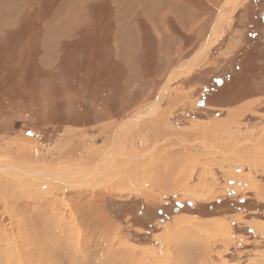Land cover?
I'll list each match as a JSON object with an SVG mask.
<instances>
[{"label": "rangeland", "instance_id": "obj_1", "mask_svg": "<svg viewBox=\"0 0 264 264\" xmlns=\"http://www.w3.org/2000/svg\"><path fill=\"white\" fill-rule=\"evenodd\" d=\"M263 12L264 0H0V162L41 181L0 185V264L50 263L31 256L23 218L72 247L96 213L113 227L111 264H264ZM207 91L220 95L201 106ZM113 139L130 161L107 170ZM52 212L65 228L45 224Z\"/></svg>", "mask_w": 264, "mask_h": 264}, {"label": "bare ground", "instance_id": "obj_2", "mask_svg": "<svg viewBox=\"0 0 264 264\" xmlns=\"http://www.w3.org/2000/svg\"><path fill=\"white\" fill-rule=\"evenodd\" d=\"M228 1H232V0H228ZM207 46H208V44H206V46H204V48H201V50H200V52L204 49V51H206L207 52ZM205 52V53H206ZM202 53V52H201ZM190 65V64H189ZM189 65H188V68H190V67H192V66H190L189 67ZM155 106V105H154ZM150 110V109H149ZM152 110V109H151ZM156 111V110H155ZM158 112V111H157ZM244 111L243 110H238V111H236V112H234V116H240L242 113H243ZM158 115V114H157ZM234 116H232V118L234 117ZM139 117H140V114H139ZM231 118V119H232ZM137 119H139V118H137ZM163 119V118H162ZM231 119H229L230 121L229 122H231ZM164 120V119H163ZM162 121V120H161ZM160 121V122H161ZM129 122H131V119L129 120ZM228 122V121H227ZM229 122L228 123H226L225 122V124H228L229 125ZM163 123V122H162ZM161 123V124H162ZM231 124V123H230ZM217 125V124H216ZM164 127V125H162V128ZM224 127H222L221 125H219V126H215L214 127V129H215V131L216 132H220V131H217V130H220V129H223ZM198 129H200V128H198ZM201 130V129H200ZM199 130V131H200ZM212 130V129H211ZM149 131V130H148ZM207 131H209L208 129H207ZM161 132V131H160ZM163 132H165V131H163ZM202 132H204V128H203V131ZM212 132V131H211ZM125 133V132H124ZM127 133V132H126ZM195 132H187V134H186V136H189V135H193ZM200 133V132H199ZM206 133V132H205ZM221 133V132H220ZM196 134V133H195ZM200 134H202V133H200ZM208 134V133H207ZM223 134V133H222ZM199 135V134H198ZM209 135V134H208ZM208 135H203V138L206 136L209 140H211L210 139V136H208ZM125 136H127V135H125ZM166 136V135H165ZM128 137V136H127ZM194 137V136H193ZM214 137V136H213ZM200 139V138H199ZM206 139V138H205ZM218 139V138H217ZM179 140V139H178ZM203 141H205L204 139H202ZM209 140L208 141H205L206 142V144H207V142H209ZM218 140H223V138L222 139H218ZM228 140V139H227ZM226 140V141H227ZM30 141V140H29ZM201 141V140H200ZM231 141V140H230ZM167 142V141H166ZM218 142V141H217ZM216 142V143H217ZM223 142V141H222ZM106 143V142H105ZM117 143H122V141H119V140H116V139H113L112 140V145H113V147H114V149H116V145H117ZM211 144V143H210ZM234 143H230L228 146H226V149L228 150L227 152H229V153H231L232 154V152L233 151H239L240 150V148L238 147V145H233ZM168 145H169V143H168ZM208 145V144H207ZM224 146H225V144H223ZM107 146V145H106ZM119 146H123L124 148L126 147V145L124 144V145H119ZM177 146V145H176ZM211 146V145H210ZM165 147V146H164ZM209 147V146H208ZM122 148V147H121ZM212 148V147H211ZM133 149V151L135 152V149L134 148H132ZM208 149V148H207ZM246 149V148H245ZM109 150H110V148H109ZM207 151V150H206ZM209 151V150H208ZM212 151V150H211ZM220 151V150H219ZM118 152H121V151H117V149L114 151L113 149H111V151L109 152V154H107V155H105L104 156V158L105 159H103V157H102V159L104 160V161H102V163L104 164V162H108L109 164H106L105 163V165H104V167H106L107 168V170H110L109 169V167H108V165H110V164H116V163H114V162H121V161H130V160H128L129 159V157H127L126 156V154L124 153V152H121V153H119L118 154ZM251 153V152H250ZM116 154V155H115ZM113 155H115V159H111L112 158V156ZM227 155V154H226ZM233 156V155H232ZM243 156V155H242ZM153 158V157H152ZM3 159V158H2ZM9 161L10 160H3V162H0L1 164H2V166L7 170V173L4 171V170H2V169H0V185H1V188H3V189H5V188H8V186L10 185V187H11V189H13V188H15V189H17V188H21V189H23L24 187H28L29 188V186H34L33 184L34 183H40L41 181H40V178L39 179H35V176H31L33 173L31 172V171H27V172H23V174H22V172H21V170L19 169L18 171H20L19 173H17L16 172V167H14L12 164H10L9 163ZM12 162V161H11ZM33 162V161H32ZM31 163V162H30ZM102 164V165H103ZM16 165V164H15ZM18 165L19 166H21L22 165V163L20 162V163H18ZM85 165V164H84ZM18 166V167H19ZM41 166H43V165H41ZM47 166V165H46ZM45 166V167H46ZM134 166V165H133ZM49 167V166H48ZM67 167V166H66ZM103 167V166H102ZM195 167V166H194ZM3 168V169H4ZM20 168V167H19ZM22 168H24L23 166H22ZM44 168V167H43ZM62 168V167H61ZM85 168V167H84ZM112 169H113V166L111 167ZM35 169V168H34ZM64 169V168H63ZM62 169V170H63ZM65 169H67V168H65ZM77 169V168H76ZM76 169H73L72 171V173H70V175L71 174H73L74 175V173L75 174H77V172H75V170ZM86 169V168H85ZM84 169V170H85ZM102 169H104V168H102ZM13 170H14V172H13ZM45 170V169H44ZM83 170V169H82ZM99 168H98V170H96V171H93V173L90 175V177H89V180L93 177L94 178V176H96V174H97V172H99ZM24 171V170H23ZM34 171V170H33ZM77 171V170H76ZM90 170L88 169V172H89ZM105 171V170H104ZM35 173L34 174H37V175H39L40 177L41 176H45V175H42V173L41 172H36V171H34ZM42 172H44V171H42ZM85 172V171H84ZM49 173H50V171H49ZM87 173V172H86ZM91 173V172H90ZM68 174V173H67ZM99 174H100V172H99ZM132 174H134V171H132ZM158 174V173H157ZM51 175H53V179L55 180L54 182H56V183H64V182H66L65 180H63V181H61V180H59L58 178H61L60 177V175H62V173H59V171L57 170L56 172H53V171H51ZM57 175V176H56ZM59 175V176H58ZM83 175V174H82ZM84 176H85V174H84ZM28 177H30V179H27ZM69 177H71L72 178V175L71 176H69L68 175V178ZM81 177H83V176H81ZM80 177V175H77V178L76 179H79V178H81ZM88 177V176H87ZM64 178L66 179V176H64ZM98 178V177H97ZM52 179V178H51ZM73 179V178H72ZM95 179V178H94ZM175 179V178H174ZM71 180V179H70ZM93 180V179H92ZM8 181H10V184L8 185ZM76 181V180H75ZM43 182H44V180H43ZM68 183V182H67ZM90 183V182H89ZM170 183V181H165V180H162V182H161V184L159 185V187H165L166 185H168ZM38 184H36V186H37ZM40 185V184H39ZM53 185V184H52ZM88 185V184H87ZM86 185V186H87ZM59 188V187H58ZM82 188V187H81ZM60 189V188H59ZM65 189V188H64ZM163 189V188H162ZM62 190V189H61ZM65 190H67V188L65 189ZM63 192H65L64 190H62ZM20 192V191H19ZM66 193V192H65ZM7 194V193H6ZM9 194V193H8ZM81 194V193H80ZM17 198V197H16ZM7 199H8V197H7ZM29 200V199H28ZM31 200V199H30ZM24 201H26V200H24ZM33 201H35V200H33ZM31 202V201H30ZM19 203V202H18ZM29 204V203H28ZM38 205H40V204H38ZM94 205V204H93ZM95 206V205H94ZM18 207V206H17ZM21 207H25V206H21ZM21 207H18L20 210H21V212H24L25 210H26V208H25V210L24 211H22V208ZM28 207V206H27ZM31 207V206H30ZM40 207V206H39ZM39 207H38V209H39ZM50 207V206H49ZM66 207V206H65ZM64 207V208H65ZM90 207H92V206H90ZM17 208V209H18ZM48 208V207H47ZM34 209V208H33ZM70 210V209H69ZM84 210H86V209H84ZM101 210V209H100ZM28 211V210H27ZM45 211V210H44ZM92 211V210H91ZM90 211V212H91ZM20 212V211H19ZM85 212V211H84ZM29 214H31L30 212H28ZM40 213H41V211H40ZM43 213V212H42ZM16 214V213H15ZM80 214V213H79ZM78 214V215H79ZM95 214V213H94ZM13 215V214H12ZM54 215V213L52 212L49 216L47 215L46 216V218H47V220H46V223L45 224H49V225H51L52 226V229L54 230V229H56L57 228V226H62V227H64L65 228V221L64 220H62V221H58V219H56L55 218V216H53ZM84 215V214H83ZM17 216V215H16ZM26 216V215H25ZM32 216H34V217H32ZM32 216H28V217H25V218H23L24 220H25V224H27V225H30L31 227H35V228H33L34 230H32V239H31V242H32V245L34 246V248H32V251H31V256L33 257V259L35 258H37V260L38 261H40V262H45V261H47L48 259L50 260V263L51 264H60V260H62L63 258H65L62 254H65V252L67 251V253H72V257L71 258H69L68 260L72 263V262H75L76 264H111V262L112 261H114V260H112V257H114V256H111L110 257V255H111V251H110V249H111V244H110V239H111V237H112V234H111V231L113 230V227H112V225L106 220V218L104 217V215L103 214H100L99 215V213H96L95 215H89V217H87L88 218V222H90V223H92L91 225H93V227L90 225V226H84L83 225V227L85 228V229H87L86 231H84V232H82V231H78L79 233H78V239H76L77 240V245H76V243L74 244L75 246H72L71 247V242H70V244H69V241H71V239L70 240H68L63 234H61L60 232H57V231H48V228L45 226V229H42L41 230V228L44 226L43 225V216H35V214L34 215H32ZM50 216L53 218H50ZM20 217H21V215H20ZM39 217H42V218H39ZM80 217V216H79ZM83 217V216H82ZM81 217V218H82ZM18 218V217H17ZM45 218V219H46ZM72 219H74V218H72ZM82 219H84V218H82ZM53 220H55V221H57L58 222V224H55V222L53 221ZM73 221V220H72ZM87 221V220H86ZM76 222V221H75ZM74 222V223H75ZM23 223V222H22ZM10 224V223H9ZM70 226H72V223L71 224H69ZM87 225H89V224H87ZM203 225L202 224H200L199 225V227L201 228ZM11 227V226H10ZM212 227V226H211ZM203 228V227H202ZM24 229H26V228H24ZM69 229V228H68ZM192 229V228H191ZM46 231V232H45ZM59 231V230H58ZM61 231V230H60ZM73 231V230H72ZM67 232H68V230H67ZM74 232V231H73ZM77 232V231H76ZM186 232V231H185ZM189 234H190V232H188ZM187 234V233H186ZM194 235V234H193ZM1 236V235H0ZM31 236V235H30ZM74 237H77V236H75V233H74V235H73ZM98 236H100L99 238H100V240L101 241H97V243H96V241H95V239H97L98 240V238H96V237H98ZM190 236V235H189ZM195 236H197V235H195ZM20 237V236H19ZM72 237V236H71ZM17 238V237H16ZM197 237H195V239H196ZM198 238H199V236H198ZM203 241H205L204 239H202ZM63 241H64V243H63ZM201 241V240H200ZM20 242V241H19ZM208 242V241H207ZM15 243V242H14ZM50 243V244H49ZM93 243V246H94V248H96V249H94V250H96L95 251V253H92V252H94V251H92L93 250V248H92V244ZM190 243V242H189ZM193 244V243H192ZM32 246V247H33ZM190 246H191V244H190ZM199 246V245H198ZM203 246H204V243H203ZM186 247V246H185ZM192 247V246H191ZM202 247V246H201ZM201 247H200V249H201ZM71 248V249H70ZM195 248V247H194ZM199 248V247H198ZM197 248V249H198ZM21 250V249H20ZM107 250V251H106ZM190 251H191V249H189ZM188 250V251H189ZM199 250V249H198ZM88 253H92L91 255H93V258H90V259H87L85 256H86V254H87V252ZM193 251H194V249H193ZM197 251V250H196ZM18 252V251H17ZM104 252H106V253H104ZM113 252V251H112ZM19 253H20V251H19ZM21 253H23L22 251H21ZM86 253V254H85ZM17 254V253H16ZM102 254H104L105 256H102ZM25 255V257H26V254H24ZM29 255V254H28ZM114 255V254H113ZM6 256V255H5ZM115 256H116V253H115ZM122 256V255H121ZM123 256H125V255H123ZM17 257V256H16ZM24 257V256H23ZM24 257V258H25ZM90 257V256H89ZM118 256H116V258H117ZM199 257H201V256H199ZM29 259L31 258V257H28ZM85 258V259H84ZM116 258H115V261L117 262V260H116ZM122 258H124V257H122ZM194 258V257H193ZM18 259H20V258H18ZM32 259V260H33ZM119 259V258H118ZM198 259V258H197ZM2 260V259H1ZM32 260H30V261H32ZM36 260V261H37ZM120 260V259H119ZM126 260V259H125ZM3 261V260H2ZM29 261V260H28ZM1 262V261H0ZM26 262V261H25ZM48 262V261H47ZM62 262V261H61ZM116 262L114 263V264H116ZM123 262L125 263V261L123 260ZM127 262H128V260H127ZM39 263V262H38ZM49 263V264H50ZM20 264V263H19ZM40 264V263H39ZM48 264V263H47ZM119 264V263H118ZM123 264V263H122ZM132 264V263H131Z\"/></svg>", "mask_w": 264, "mask_h": 264}, {"label": "crops", "instance_id": "obj_3", "mask_svg": "<svg viewBox=\"0 0 264 264\" xmlns=\"http://www.w3.org/2000/svg\"><path fill=\"white\" fill-rule=\"evenodd\" d=\"M95 1V0H94ZM70 2V1H69ZM95 2H91V3H89V4H94ZM147 6V5H146ZM189 6H194V4H192V5H189ZM131 8H134V6H132ZM142 8H143V6H142ZM136 9L134 8V10H131L132 12L133 11H135ZM144 11H148V8H145V10ZM131 15V14H130ZM132 16V15H131ZM164 19V18H163ZM167 106H169V107H171V105H167ZM168 108V107H167ZM165 110V109H164ZM229 119H231V117H229L228 115H226L225 117H223L222 119H221V121H222V123H228L229 122ZM234 120H235V118L234 119H232L231 120V124L229 123V126H231L232 124H233V122H234ZM219 121V120H218ZM217 121V122H218ZM228 121V122H227ZM213 124V123H212ZM229 126H226V125H224V128H228ZM214 127H215V123L213 124V127H209V129H214ZM226 132H228V130H226ZM131 147L132 148H134L132 145H131ZM137 158H138V156H136ZM142 159V158H141ZM132 160H134L135 161V159H132L131 158V161ZM142 161H144L143 159H142ZM129 161H127V163H128ZM133 162V161H132ZM134 164H131V166H129V170L130 171H134V173L136 174V175H140V174H142L144 171H146V170H144V169H146V168H144L143 170H140V172H138V171H136V169H138L139 167L137 166V165H134ZM4 167L2 166V164H0V169H2V170H4L3 169ZM35 169L34 170H36V169H39V168H36V167H34ZM44 169V168H43ZM38 171H40V170H36V172H38ZM41 173H42V171H40ZM33 173V172H32ZM43 174V173H42ZM154 186L156 187L157 186V184H154ZM158 188V187H157Z\"/></svg>", "mask_w": 264, "mask_h": 264}, {"label": "flooded vegetation", "instance_id": "obj_4", "mask_svg": "<svg viewBox=\"0 0 264 264\" xmlns=\"http://www.w3.org/2000/svg\"><path fill=\"white\" fill-rule=\"evenodd\" d=\"M263 14H264V12H263ZM255 18H257V17L255 16ZM255 18H254V19H255ZM261 18H263V16H262ZM252 21H254V20H252ZM260 21H261L262 24H264L263 21H262V19H260ZM256 24H258L257 21H256ZM252 25H253V23H252ZM250 27H251V26H250ZM249 36L255 39V37H256V33H255V34L251 33V34H249ZM218 58H221V57H218ZM236 68H238V66H237ZM228 78H230V77H228ZM215 80H216V79H215ZM220 83H224V80H223V79H217V85H219ZM207 92H208V91H207ZM207 92H204V93H203L204 96L201 97L202 101H201V104H199V105H201V106L204 105V101H205L207 98H211L210 96H213V98L215 99L214 101H216V98L220 95V92H218L217 94H211V95H209V92H208V93H207ZM211 99H212V98H211Z\"/></svg>", "mask_w": 264, "mask_h": 264}, {"label": "trees", "instance_id": "obj_5", "mask_svg": "<svg viewBox=\"0 0 264 264\" xmlns=\"http://www.w3.org/2000/svg\"><path fill=\"white\" fill-rule=\"evenodd\" d=\"M30 125H32V124H30ZM30 129H32V130L35 129L37 131V128H34L33 126Z\"/></svg>", "mask_w": 264, "mask_h": 264}, {"label": "water", "instance_id": "obj_6", "mask_svg": "<svg viewBox=\"0 0 264 264\" xmlns=\"http://www.w3.org/2000/svg\"><path fill=\"white\" fill-rule=\"evenodd\" d=\"M178 207L181 208L182 207V204H178Z\"/></svg>", "mask_w": 264, "mask_h": 264}]
</instances>
